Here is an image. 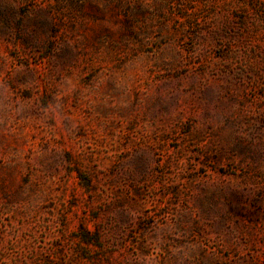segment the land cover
<instances>
[{"label": "rangeland", "instance_id": "1", "mask_svg": "<svg viewBox=\"0 0 264 264\" xmlns=\"http://www.w3.org/2000/svg\"><path fill=\"white\" fill-rule=\"evenodd\" d=\"M0 264H264V0H0Z\"/></svg>", "mask_w": 264, "mask_h": 264}]
</instances>
